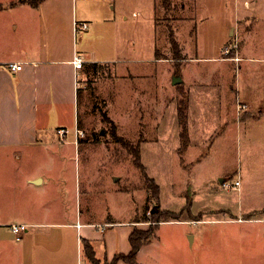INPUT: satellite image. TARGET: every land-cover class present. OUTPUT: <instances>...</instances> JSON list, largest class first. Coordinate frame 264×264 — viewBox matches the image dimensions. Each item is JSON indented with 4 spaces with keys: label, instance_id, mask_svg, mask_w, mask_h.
Masks as SVG:
<instances>
[{
    "label": "rangeland",
    "instance_id": "obj_1",
    "mask_svg": "<svg viewBox=\"0 0 264 264\" xmlns=\"http://www.w3.org/2000/svg\"><path fill=\"white\" fill-rule=\"evenodd\" d=\"M10 1L0 0L2 4ZM136 1L145 4L149 0ZM172 1L177 2V6H172ZM182 1L193 3L192 0H167L165 10L160 13L161 20L173 24L177 16L183 18L187 15L179 12ZM249 1L252 9L248 23L253 26V32L250 29L248 39L242 35L229 42H238L237 52L234 49L229 55L224 52L229 43L223 46L220 55V47L211 44V47L204 49L203 59L187 61L183 60V56V59H179L182 52L180 46L178 49L173 46V38H176L171 33L173 60L152 62L149 59V47L141 50V59H123L116 54L115 23L106 22L100 28L91 26L93 31L90 29L91 35L87 37L85 34L89 30L78 31L79 39L84 36V44L98 51L99 56L122 58L117 60L120 62L119 67L123 66V69L118 67L119 74H129V71L132 74L122 80L113 63H103L107 65L94 69L85 81L80 76V85L83 84L81 82L86 84L89 95L87 112L83 105L86 103L83 93L79 99L82 117L87 116V131L80 128L79 132L85 137V143L79 140L82 142L79 146L81 153L75 155L73 126L70 127L72 129L68 140L65 138L67 144L55 146V149H62V155L66 152L68 158L66 162L60 159V167L56 163L58 169L53 165L55 170L50 174L54 175V183L47 182L43 186L45 210L52 208L59 212L61 208H68L72 212L76 209V182L79 180L80 185L82 183L84 193L87 188V172L97 181L93 187H97V190L101 187L107 195L94 197L98 200L95 206L96 217H102L109 210L118 219L125 220L139 206L140 213L134 218L135 230L140 232V238L151 233V241L143 245L136 264H264V115L246 121L233 119L231 115L227 123L218 116L228 112L232 114L231 106L234 103H237L240 112L252 109L250 102L254 103L255 96L246 94L250 102L241 96H237L236 100L238 77H241L240 88L247 90L254 87L264 100V61L259 60L264 57V17L259 14L263 10L264 0ZM115 2L102 0V10L110 14V18L117 16L119 21L120 13L113 10L111 5ZM89 3L80 0L78 5L87 7ZM129 3L130 13L134 10L142 12L132 18L143 20L147 14L143 11L144 6H137L133 0ZM256 10L258 12H254ZM3 21L0 18V27ZM190 47L195 54L196 46ZM166 51L169 52L168 48ZM242 51L243 54L248 53L246 56L257 59L240 61ZM234 55L237 57L233 58ZM174 57L178 60H174ZM152 71L156 72L154 76L149 75ZM178 74L181 78L183 75L186 82L174 84V75ZM189 80L193 81L191 97L180 89ZM137 87L147 92L143 96L145 102L151 101L154 104L159 98L167 104L166 109L163 106L155 110L151 105L146 107L147 104L143 111L140 107L131 109L135 103L132 91L136 92ZM176 98L185 99L188 107L190 100L192 105L188 117L190 146L185 150L181 148V125L177 102L174 101ZM125 104L129 110L124 109ZM223 104H226L227 109L222 108ZM240 105L247 107L240 108ZM163 112V120L159 118L157 124L150 123L151 114L160 117ZM129 113L134 115L130 116ZM141 135H145L146 141L142 142L143 137L137 139ZM20 149H26L28 156L15 158L17 163L12 161L11 165L49 168L48 151L44 150L37 155L31 151L44 149L41 146H1L0 152ZM6 161L0 155V167L7 165ZM113 175L116 177L113 178ZM148 178L154 179L161 186L159 196L153 192ZM237 180H240L238 187L235 185ZM61 189L69 193V198H62L63 201L55 206L46 203L53 196L57 197L58 193L63 196ZM123 189L131 191L121 193ZM146 189H149L148 196ZM17 191L15 187L10 190L14 193ZM8 192L3 190L0 194ZM24 192L38 193L35 189ZM162 213H166V217L155 220ZM109 225L101 223L97 226L105 228ZM124 229L116 228L115 235L111 236L116 241L117 250H120L125 239L124 235L122 239L120 233ZM66 231L71 237L74 236L71 228ZM191 235H194L193 239ZM74 244L76 256L72 264H87L86 257L80 255L81 260L78 259L77 239ZM100 261L101 264L108 262L105 259Z\"/></svg>",
    "mask_w": 264,
    "mask_h": 264
},
{
    "label": "crops",
    "instance_id": "obj_2",
    "mask_svg": "<svg viewBox=\"0 0 264 264\" xmlns=\"http://www.w3.org/2000/svg\"><path fill=\"white\" fill-rule=\"evenodd\" d=\"M79 1L12 0L3 3L5 7L0 10V18L4 20L0 27V147L41 146L44 149L31 151H35L36 155L40 152L43 153L44 150L48 151L47 157L50 159L49 168H26L19 164L11 165L12 161L17 163L15 158L28 156L26 149L0 152V155L7 159V165L0 167V192L9 191L5 195L0 194V220L3 223L17 222L28 225V229L19 234H16L8 226H0V264H72L76 256L74 244L76 239L78 259L81 260V256L86 257L87 264L95 263L87 256L83 239L90 240L95 248L96 257L103 261L105 259L112 262L118 254H128L132 249L130 235L135 230L134 218L136 219V215L140 213L139 206L125 220L118 219L109 210L102 217H96L95 206L98 200L94 197L97 195L107 197V195L101 187L99 190L97 187H93L97 181L87 172H85L87 188L84 193L82 183L80 185L79 180L76 182V209L70 212L68 208H61L62 211L58 212L52 208L47 210L43 208L45 205L43 198L45 188L43 186L47 182L54 183V175H51L50 172L55 170L56 163L57 167H60L58 166L60 159H64L66 162L68 158L66 152L61 154L62 149H55V146L59 147L60 143L67 144L65 139L61 141L58 129L66 127L70 131L72 129L70 127L74 126L75 132L72 133L74 136L72 141L75 145V155L81 153L79 146L82 142L85 143V137L79 132L80 128L87 131V116L82 117L79 110V99L83 93L86 100L83 105L87 112L89 110L87 101L89 95H87L86 84L81 82L83 84L80 85L81 77L85 81L92 75L94 69H101L108 63H113L118 73L120 62L117 60L122 59L99 56L98 51L90 48V45H85L84 36H81L80 39L78 37V31L81 28L77 27L79 24L88 23L87 29L81 28V30H89L85 34L87 37L91 35V26L100 28L103 23L110 21L115 23L117 27V31L115 29L116 54L121 55L123 59L126 57V59H141V50L149 47L147 49L152 62L173 60L171 33L175 36L182 52L179 59L184 57L183 60L192 61L203 59L204 49L211 47V44L220 47L218 50L220 55L226 43L242 35H246V39H248L251 34L250 29L253 32V26L248 23L252 9L249 0H192V4L182 1L179 12L187 15L183 18L181 15L177 16L174 18L173 24L165 23L160 18V13L165 10L164 3L162 4L163 0H149L145 4L133 0L137 6H144L143 11L147 14L143 20L132 18L139 16L142 12L134 10L130 13V0H116L115 3H111L113 8L111 6L110 8L120 13L119 21L117 16L110 18V14L103 13L102 0H86L90 2L87 7L79 6ZM172 2V6H177V2ZM262 8L263 10H260L259 14L264 17V3ZM192 45L196 46L195 54L191 52L190 46ZM167 48L169 52L166 51ZM247 54H243L242 51L240 61L257 59L246 56ZM76 55H81L85 61L82 68L78 69L74 64ZM174 58V60H178L176 57ZM259 60L264 61V57ZM11 62L23 63V68L12 70L9 67ZM103 63L107 64L102 65ZM119 68L123 69V66ZM128 73H118V75L122 77V80H125V77L132 74L131 71ZM155 73L152 71L149 75L154 76ZM174 76V84L186 82L183 75H181L182 78L179 77V74ZM240 80L241 77L236 79L238 84L236 100L237 96H241L242 99L250 102L246 94L255 96L254 103L250 102L253 107L240 112L237 103H234L231 106L232 114L228 112L218 115L220 120H225L226 123L230 120L231 115L233 119L236 118L240 121L264 115V100L261 99L259 92L254 87L243 90L242 87H239ZM180 89L185 90L184 93L191 97L193 81L189 80ZM146 93L139 87L136 92L132 91L135 103L131 109L140 107L143 111L145 104H147L146 107L151 105V108H155V110L167 106L158 97L160 101L156 98L154 104L151 101L145 102L143 96ZM178 100V98L174 99L177 102V107ZM125 105L124 109L129 110L128 105ZM235 107L236 109H234ZM222 108L227 109L226 104H223ZM228 110H230L229 107ZM191 111L192 105L189 100L188 117H190ZM128 115L133 116L134 113ZM151 116V122H149L157 124L156 120L159 118L163 120L165 112L160 114V117L157 114H151ZM149 122H144V124L149 125ZM68 135L69 132L66 139ZM142 137V142L146 141L145 135H141L137 139ZM79 140L82 142L80 143ZM189 146L190 143L187 149ZM115 177L116 175H113V178ZM14 187L19 191L10 192ZM80 187L81 194H79ZM34 189L38 193L24 192ZM134 189L138 190L136 187ZM61 190L63 196L58 193L57 197L53 196L46 203L55 206L63 201L62 198L66 196L69 198V193L66 190ZM146 190L148 196L149 189ZM130 191L123 189L121 193H130ZM101 223L110 225L105 228L97 226ZM122 227L125 229L120 233L122 239L123 235L125 239L121 243L120 250H117L116 241H113L111 236L115 235L116 228ZM70 228L74 232L73 237L66 231ZM193 236L191 235L192 239ZM142 249L143 246L139 249L138 254ZM117 264H129V262L120 259Z\"/></svg>",
    "mask_w": 264,
    "mask_h": 264
},
{
    "label": "trees",
    "instance_id": "obj_3",
    "mask_svg": "<svg viewBox=\"0 0 264 264\" xmlns=\"http://www.w3.org/2000/svg\"><path fill=\"white\" fill-rule=\"evenodd\" d=\"M23 1V0H22ZM32 2V1H31ZM164 5L167 4V0H164ZM5 6L4 4L0 3V10L3 9ZM173 46L178 49L179 45L177 43V41L173 38ZM178 117H179V122L181 125V132H180V136L182 139V145L181 148L183 150L187 149L189 142H190V136H189V129H188V103L185 99H180L178 102ZM140 154V151H139ZM138 155V153H137ZM137 158L139 156H136ZM149 180V184L150 187L152 188L153 192L156 194V196L160 195V185L156 184L154 179L148 178ZM159 218L155 219V220H161V218L166 217V213H162L161 215L158 216ZM140 232H137L136 230H134L131 235H130V242L132 245V249L128 254H123L120 253L118 254L111 263L106 262V264H117L118 261L120 259H124L127 262H129V264H136L137 263V255H138V251L139 249L146 243H148L150 241V235H148L147 237H143L140 238L138 237V234ZM83 244H84V249L85 252L87 254V256L95 263V264H101L100 259H98L96 257V251L94 246L92 245V243L90 242V240L88 239H83Z\"/></svg>",
    "mask_w": 264,
    "mask_h": 264
},
{
    "label": "built area",
    "instance_id": "obj_4",
    "mask_svg": "<svg viewBox=\"0 0 264 264\" xmlns=\"http://www.w3.org/2000/svg\"><path fill=\"white\" fill-rule=\"evenodd\" d=\"M78 28H84V29H87L88 28V23L84 22V23H81L77 26ZM80 28V29H81ZM230 45H227L225 46V49H224V52L227 53V55L231 54L234 49V51L237 52V49H238V42L235 41L233 42V44L229 43ZM236 55H238L236 53ZM235 56V55H234ZM237 56L233 57V58H236ZM239 60V58H238ZM84 59L82 58L81 55H76L75 56V59H74V64L76 66V68H82L84 66ZM9 67L10 69L12 70H21L23 68V63H15V62H11L9 63ZM247 107V105H240V108H245ZM69 132V129H67L66 127H61L58 129V135L60 137V139H65L67 134ZM235 185L236 187H238L240 185V180H237L235 182ZM2 225H5V226H8L11 230H13L16 234H19L21 233L22 231H25L28 229V225L25 224V223H17V222H14V223H3L1 220H0V226ZM19 237V236H18Z\"/></svg>",
    "mask_w": 264,
    "mask_h": 264
},
{
    "label": "water",
    "instance_id": "obj_5",
    "mask_svg": "<svg viewBox=\"0 0 264 264\" xmlns=\"http://www.w3.org/2000/svg\"><path fill=\"white\" fill-rule=\"evenodd\" d=\"M181 80V79H180Z\"/></svg>",
    "mask_w": 264,
    "mask_h": 264
}]
</instances>
